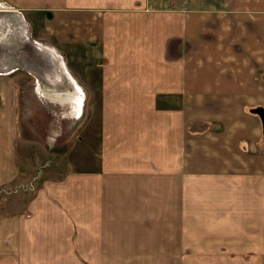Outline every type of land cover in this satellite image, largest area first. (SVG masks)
<instances>
[{"label": "crops", "instance_id": "0c3cea01", "mask_svg": "<svg viewBox=\"0 0 264 264\" xmlns=\"http://www.w3.org/2000/svg\"><path fill=\"white\" fill-rule=\"evenodd\" d=\"M0 1L58 30L67 77L30 85L98 100L66 154L92 165L0 213V264H264V0ZM9 71L0 188L19 174Z\"/></svg>", "mask_w": 264, "mask_h": 264}, {"label": "rangeland", "instance_id": "374dc122", "mask_svg": "<svg viewBox=\"0 0 264 264\" xmlns=\"http://www.w3.org/2000/svg\"><path fill=\"white\" fill-rule=\"evenodd\" d=\"M51 22L49 19L37 17L31 12L12 11L4 2L0 1V54L2 58L12 59L10 53L13 51L17 53L20 49H11L23 40L33 42L48 52L43 56L51 65L50 68L56 67L60 76L67 77V69L62 66L60 59L64 54L61 50L62 46L58 42V30ZM25 49L27 50V47ZM95 56H97L96 53L94 58ZM12 61L14 62V58ZM54 67L51 71L58 75ZM4 69L10 70L7 73L9 76L18 78L19 135L17 150L19 174L13 181L14 184L4 185L5 187L1 186L2 188H0V213H9L22 211L26 202L42 186L46 178L58 177L63 171H68L71 168L86 169L92 165L90 162L93 157L91 156L85 157L87 162L74 161L72 164L66 154H69L67 150L71 145L76 144L74 143L76 139L80 136L83 137L79 130L81 125L84 126L87 116L85 114L91 107H98L96 105L98 100L74 98L72 101H68L60 96L54 98L51 94L46 93V90L50 88L48 89L46 84H42V81V89H37V84L34 88L30 85L29 80L33 79V75L36 78L35 83L39 78L37 74H32L25 67L15 63L11 67H0V72ZM95 109L92 111L95 112ZM70 112L75 118L77 114L76 122L72 117L70 119ZM93 123V129H95L97 120ZM93 142L94 138L91 140L92 145ZM81 145L77 144L76 150H80L79 146Z\"/></svg>", "mask_w": 264, "mask_h": 264}, {"label": "water", "instance_id": "95a60500", "mask_svg": "<svg viewBox=\"0 0 264 264\" xmlns=\"http://www.w3.org/2000/svg\"><path fill=\"white\" fill-rule=\"evenodd\" d=\"M26 47L30 51L28 54L22 55V52L16 53V55L18 56V61H20L21 63V66L32 69L42 75L50 74L49 72L51 68L49 69V67L46 66L48 61H45L46 57L43 56L44 54H46L47 51L41 48L40 46L34 44L33 42H27ZM55 70L56 73H58L57 68H55ZM252 111L257 113L263 120V111L261 108H255Z\"/></svg>", "mask_w": 264, "mask_h": 264}, {"label": "flooded vegetation", "instance_id": "af4514ba", "mask_svg": "<svg viewBox=\"0 0 264 264\" xmlns=\"http://www.w3.org/2000/svg\"><path fill=\"white\" fill-rule=\"evenodd\" d=\"M26 44H27V41L23 40L20 44H16L11 50H19L20 49L19 52H22V55H26V54L29 53L28 49L27 50L25 49L26 48ZM21 48H24V49H21ZM8 53H10V52H8ZM10 54L12 55V59L14 58V62L15 61L17 62L18 61V58H17L18 56L16 55V53H14V51H13ZM12 59L5 60V59L2 58V55L0 54V66L1 67L2 66H5V67L10 66L11 63L13 62ZM19 63H20V61H19Z\"/></svg>", "mask_w": 264, "mask_h": 264}, {"label": "bare ground", "instance_id": "6f19581e", "mask_svg": "<svg viewBox=\"0 0 264 264\" xmlns=\"http://www.w3.org/2000/svg\"><path fill=\"white\" fill-rule=\"evenodd\" d=\"M46 55V54H45ZM59 72V71H58ZM54 73V72H53ZM58 74V73H57ZM55 95V94H54ZM52 105V104H51ZM58 106V105H57ZM61 107V106H60ZM57 110V109H56ZM65 129V128H64Z\"/></svg>", "mask_w": 264, "mask_h": 264}]
</instances>
